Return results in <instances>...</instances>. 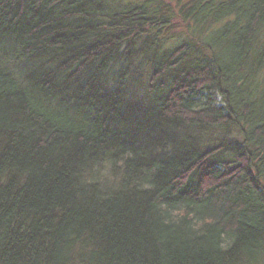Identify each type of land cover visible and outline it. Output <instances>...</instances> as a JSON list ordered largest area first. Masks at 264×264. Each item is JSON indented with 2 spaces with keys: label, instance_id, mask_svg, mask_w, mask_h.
Here are the masks:
<instances>
[{
  "label": "trees",
  "instance_id": "trees-1",
  "mask_svg": "<svg viewBox=\"0 0 264 264\" xmlns=\"http://www.w3.org/2000/svg\"><path fill=\"white\" fill-rule=\"evenodd\" d=\"M158 2L0 0V264L264 259V0Z\"/></svg>",
  "mask_w": 264,
  "mask_h": 264
},
{
  "label": "rangeland",
  "instance_id": "rangeland-1",
  "mask_svg": "<svg viewBox=\"0 0 264 264\" xmlns=\"http://www.w3.org/2000/svg\"><path fill=\"white\" fill-rule=\"evenodd\" d=\"M171 4H174L175 6H177V8L181 7L182 5L184 6L189 0H170ZM159 7L165 11L166 8H169L170 10V3L167 2V0H159ZM167 3L169 4L168 7H166L165 5H167ZM169 13H173V11H169ZM180 30V26L175 25L174 28L170 31V35L171 34H176L178 31ZM258 264H264V259L262 261H260Z\"/></svg>",
  "mask_w": 264,
  "mask_h": 264
}]
</instances>
